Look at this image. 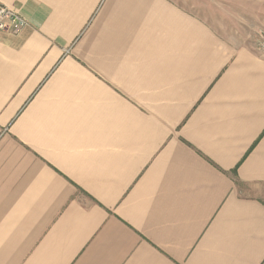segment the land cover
<instances>
[{
    "label": "crops",
    "instance_id": "0c3cea01",
    "mask_svg": "<svg viewBox=\"0 0 264 264\" xmlns=\"http://www.w3.org/2000/svg\"><path fill=\"white\" fill-rule=\"evenodd\" d=\"M1 5L0 264H264L257 41L198 0Z\"/></svg>",
    "mask_w": 264,
    "mask_h": 264
},
{
    "label": "rangeland",
    "instance_id": "374dc122",
    "mask_svg": "<svg viewBox=\"0 0 264 264\" xmlns=\"http://www.w3.org/2000/svg\"><path fill=\"white\" fill-rule=\"evenodd\" d=\"M205 1L198 0L199 5L192 8L208 17L216 29L229 34L232 40L254 43L259 33L264 35L263 23L257 20L260 16L254 15L252 6L241 13L233 0H208V4Z\"/></svg>",
    "mask_w": 264,
    "mask_h": 264
},
{
    "label": "built area",
    "instance_id": "2783aa9c",
    "mask_svg": "<svg viewBox=\"0 0 264 264\" xmlns=\"http://www.w3.org/2000/svg\"><path fill=\"white\" fill-rule=\"evenodd\" d=\"M27 25V20L18 9L9 6H0V31L16 34ZM257 48L264 53V36L256 42Z\"/></svg>",
    "mask_w": 264,
    "mask_h": 264
}]
</instances>
